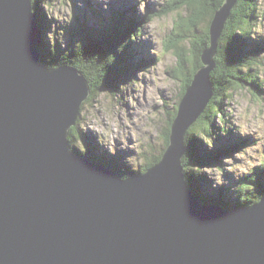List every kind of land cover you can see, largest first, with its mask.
<instances>
[{"label": "water", "instance_id": "1", "mask_svg": "<svg viewBox=\"0 0 264 264\" xmlns=\"http://www.w3.org/2000/svg\"><path fill=\"white\" fill-rule=\"evenodd\" d=\"M33 1L0 0V264H264V195L211 208L183 166L187 132L214 94L233 0L209 23L164 153L127 177L72 148L91 85L73 65L42 63Z\"/></svg>", "mask_w": 264, "mask_h": 264}, {"label": "rangeland", "instance_id": "2", "mask_svg": "<svg viewBox=\"0 0 264 264\" xmlns=\"http://www.w3.org/2000/svg\"><path fill=\"white\" fill-rule=\"evenodd\" d=\"M76 1L78 7L76 11L87 19L89 5L86 1ZM95 1L100 11L104 13L106 20L102 24L107 29L111 28L110 18L118 9L127 10L134 7V15L136 12L139 15H145L150 8L159 10L169 0ZM173 1L176 3L183 1L185 4L175 12L160 17L155 16L149 22L147 21L132 46L135 52L134 59L146 58L144 63L152 62V65H142L133 71L132 76L127 74L117 78L116 86H111L98 96L92 97L91 101L83 103L79 127L84 131L83 139L87 143L86 149L91 147L89 146L91 140H88L87 136L96 138L97 151L119 157L115 159L116 162L112 160L104 162L114 164L115 167H109L113 168L116 173L133 170L132 174L140 176L144 173L139 167L142 170L146 167L150 168L159 159L158 156H162L163 139L167 134L168 126L167 111L171 110L174 105L179 106L180 101L177 102V97L186 81L182 76L183 71L192 74L194 70L190 60H185V66L190 69H182L184 66L180 64L178 53H186L187 50L193 48L195 43L191 44L188 33L183 40L177 37V34H184L187 29L194 37L192 32L194 31V5L200 13L206 7L200 0L195 3L194 0ZM260 1L261 7L259 6L258 11L246 17L243 24V27L250 28V34H247L251 35L248 43L258 46L260 50L257 55H261V60L256 62L259 64L256 65L254 60H250L255 65L251 74L257 75L255 78L257 82H254L257 90L251 89V84L235 90L233 97L226 104V115H229L227 121L225 122L218 115L215 117L217 126L215 128H218L220 132L212 141L215 145H212L211 140L208 141L211 150L225 144L226 133H229L225 127L233 128L228 135L226 150H222L224 152L222 153V167L213 165L199 168L208 176L209 186L203 185L205 190L217 194L216 191L220 192L222 185L231 183L235 192L240 191V197L244 200L253 199L262 193L256 179L264 175V0ZM237 3L238 0L231 2V13ZM41 7L46 13L42 20L45 21L47 30L50 27L46 37L54 48L53 53L49 51V53H44L49 58L48 67L53 64L72 65L68 60L66 61L69 57L68 50H73L70 54L73 57L78 56L80 45L78 44L77 47V43L80 42L82 35V28L74 18L75 6L68 0H43ZM95 19L92 18V21ZM198 26L204 27L202 23ZM43 35L44 30L41 29V37ZM176 39L180 41L177 42ZM176 43L178 48L177 46L172 48V45ZM39 51L41 55L40 48ZM250 51L252 54L253 48ZM78 70L86 77L79 68ZM250 81L253 83V80ZM213 97L214 95L211 100ZM222 127L225 133H222ZM75 133L78 134L76 131ZM220 138L223 141H220ZM251 141L256 144H249L248 142ZM94 153L97 152L94 151ZM98 159H100L99 156ZM153 161L155 163L151 165ZM223 167L226 170L225 174L222 171ZM261 171L263 172L260 176ZM127 174L129 175V172ZM258 181L261 182V179ZM188 185L192 188L189 182Z\"/></svg>", "mask_w": 264, "mask_h": 264}, {"label": "trees", "instance_id": "3", "mask_svg": "<svg viewBox=\"0 0 264 264\" xmlns=\"http://www.w3.org/2000/svg\"><path fill=\"white\" fill-rule=\"evenodd\" d=\"M42 1L43 0H34L33 3L35 4L34 10L38 14V25L40 24L41 29L44 30V35L39 43V48L41 50L44 63L48 66L47 63L49 62V58L45 56L44 53H47L48 51L53 53L54 48L50 44L49 39L46 37L50 27H48L47 30V25L44 24L45 21L42 20L46 16L45 11L41 7ZM68 1L70 4L75 6L74 18L79 22L82 28V35L80 36V42L77 43V47L78 44L80 45L79 52H77L78 56L73 57L70 55L73 50H68L69 57H67L66 61L68 60V62L73 66L78 67L89 79L91 85V95L87 102L91 101L92 97L98 96L101 92L109 89L111 86H116L117 78L124 77L127 74H133V71L142 65H152V62L147 61L144 63L146 58L134 59L135 52L132 50V46L135 42V38L141 34L147 21L149 22L155 16L160 17L175 12L182 8L185 4L183 1L176 3V1L169 0L159 10H152L150 8L145 15H139L137 12L134 15L132 10L134 7L127 10L118 9L113 12L112 17L110 18L112 22L111 28L106 29V27L102 24V22L106 20L104 13L97 7L95 0H84L89 5L87 7V19L86 17H83L80 12L76 11L78 8L76 0ZM196 1L198 0H194V3ZM200 1L203 2L206 9L200 13L194 5V31H192L194 33V37L187 31V29L184 34H177V37L181 40L185 38L184 36L189 34L191 44L195 43L193 48L189 51L187 50L186 53H178L180 64L184 66L182 69H190L185 66L186 61L190 60L194 67L193 73H195V71L202 65L200 58L201 53L209 46V23L211 20H214L216 11L226 2V0ZM259 6L261 7L260 0H238L230 18L228 21H225V29L220 38L218 53L215 57L216 66L211 74L214 82V97L204 114L190 127L185 138L187 152L183 157V166L186 179L189 184L192 185L196 195L201 199V201H203V203H215L224 206L226 209H234L239 206L251 205L254 201L262 198V196H257L253 199L247 198V200H244L240 197V191H238V195L235 199L232 197L228 198L227 193L224 190L221 193L216 191L217 194L210 193L203 188V185L209 186L207 181L208 176L199 170V168L201 169L207 166H212V163H215V166L220 168L222 167V153H224L222 150H226L228 135L233 128L225 127L227 131L229 130V133H226V139L224 141L225 144L219 145L217 149L211 150V148H209L208 141L211 140L212 145H215L212 141L216 138V134L220 132L218 128H215L217 127L215 124V117L219 115L221 119L225 122L227 121L229 115H226V104L233 97L235 90L237 91L242 87H247L246 84H251V89L257 90V87L254 86L257 82L255 80L257 75L251 74L255 65L251 63L250 60H254L255 63L259 62V60H261V55H259V57L257 54L260 50L258 49V46L248 43V40H250L249 36L251 35L247 34H250V28H248V26L243 27V24L246 17L251 16L256 10L258 11ZM92 18H96L95 21H92ZM200 23H202L204 27L198 26V30L196 26ZM240 27H242L241 30ZM180 39H176V41L179 42ZM176 46L177 43L172 45V48H175ZM252 48L253 52L251 54L250 49ZM258 64L256 63V65ZM193 73L190 74L187 71H183L182 76H184L186 81L181 87L182 89L178 94L177 102L180 101L181 97L184 95L185 88L188 86V80L192 78ZM250 80H253V83H251ZM222 105L224 106L222 107ZM169 110L167 111L168 126L166 128L167 134H165V145H168L170 142V128L177 114V105H174L172 109L170 111ZM79 118L76 126L71 129L69 135L70 143L75 147V150L82 154L88 151L87 154L89 157H93L96 160L99 156V158L104 162H108V160L116 162L115 159H119L118 156L106 155L97 151L96 148L98 145L95 143L96 138L92 136H87L88 140H91L89 144L91 147L86 149L87 143L83 139L84 131L79 127ZM72 130L74 132H72ZM75 131L78 134H76ZM221 131L222 133H225L223 127L221 128ZM221 140L223 141L222 138H220V141ZM248 143L256 144L254 141ZM94 151L98 154L94 153ZM162 151L164 153L165 148ZM160 157L161 156H158L159 159ZM155 162L153 161L151 165ZM106 165L115 167L114 164L110 165L109 163H106ZM148 168L149 167H146V169L142 170V168L139 167L143 173H145V170ZM132 171L133 170H127L126 172ZM262 172L263 171H261L260 176L262 175ZM261 177L262 178L256 179V183L260 186L261 190H264V175ZM258 179H261V182H259ZM232 200H236L238 203L233 204L231 202Z\"/></svg>", "mask_w": 264, "mask_h": 264}, {"label": "bare ground", "instance_id": "4", "mask_svg": "<svg viewBox=\"0 0 264 264\" xmlns=\"http://www.w3.org/2000/svg\"><path fill=\"white\" fill-rule=\"evenodd\" d=\"M99 1V0H98ZM109 3V2H108ZM122 7V6H121ZM138 8V7H137ZM92 9V8H91ZM109 9V8H108ZM32 10L34 11V12H36L35 10H34V3L32 4ZM133 10V9H132ZM38 15V14H37ZM217 15V14H216ZM36 24H37V26L41 29V26H40V24L38 25V22L36 21ZM37 35L39 36V33L37 32ZM41 40H42V37H41ZM40 40V41H41ZM40 41H39V43H40ZM39 43H38V45H39ZM142 43V42H141ZM41 61H42V63L46 66V64L44 63V59H43V56H42V53H41ZM62 65H64V64H62ZM57 66H59V65H50V67H57ZM132 75V74H131ZM89 98H90V95L88 96V98H87V100H89ZM87 100H86V102H87ZM229 121V120H228ZM242 144V143H241ZM72 148L75 150V148H74V146H72ZM82 150V149H81ZM212 166L213 165H215V163H212L211 164ZM113 169V168H112ZM121 169V168H120ZM124 171V170H123ZM222 171H224V174L226 173L225 171V169L224 170H222ZM141 176V175H140ZM262 178V177H261ZM232 189L234 190V191H232ZM225 191L226 193H227V196H228V198H234L235 199V197H237V195H238V192H235V189H234V186L231 184V183H225V185H222L221 186V191L219 192V193H221L222 191ZM262 191H264L263 189H262ZM261 199L262 198H259L258 200H256V201H254L253 202V204H251V205H254V204H257V203H259V202H261ZM199 202L201 203V204H203V205H212V206H209V207H211V208H218V209H226L224 206H222V205H218V204H215V203H203V201H201V199L199 198ZM233 204H237L238 202H236V200H232L231 201ZM198 203V202H197ZM199 204V203H198ZM247 206H250V205H247ZM246 207V206H245ZM236 208H238V207H236ZM235 209V208H234Z\"/></svg>", "mask_w": 264, "mask_h": 264}, {"label": "flooded vegetation", "instance_id": "5", "mask_svg": "<svg viewBox=\"0 0 264 264\" xmlns=\"http://www.w3.org/2000/svg\"><path fill=\"white\" fill-rule=\"evenodd\" d=\"M118 170V169H117ZM119 172V171H118Z\"/></svg>", "mask_w": 264, "mask_h": 264}]
</instances>
